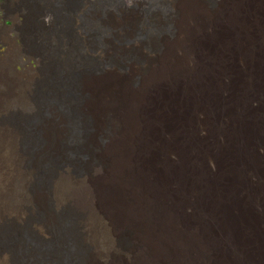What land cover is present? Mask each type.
<instances>
[{"label":"bare ground","instance_id":"obj_1","mask_svg":"<svg viewBox=\"0 0 264 264\" xmlns=\"http://www.w3.org/2000/svg\"><path fill=\"white\" fill-rule=\"evenodd\" d=\"M9 1L0 0L2 114L12 101L32 107L13 71L24 56L51 71L54 98L91 114V48L79 57L74 47L73 0ZM168 2L178 23L140 64L126 63L121 81L98 88L104 130L95 139L83 127L75 133L97 162L78 174L68 162L51 165L50 208L72 211L56 225L53 215L33 223L55 243L44 264H264V0H224L220 9ZM38 5L49 27L33 24ZM13 21L20 45L8 36ZM59 118L58 136H72ZM17 132L0 129V210L34 177ZM51 150L66 158L65 146ZM10 215L23 220L20 209ZM10 262L1 250L0 264Z\"/></svg>","mask_w":264,"mask_h":264},{"label":"rangeland","instance_id":"obj_2","mask_svg":"<svg viewBox=\"0 0 264 264\" xmlns=\"http://www.w3.org/2000/svg\"><path fill=\"white\" fill-rule=\"evenodd\" d=\"M15 1L17 0H10L9 4ZM185 1L198 3L205 9H220L224 3V0H183V3ZM72 4L77 24L76 28L73 27L74 47L80 52L79 57H82L87 45L91 48V55L87 59L88 67L85 69L87 76H92L88 84L91 114L87 112V115L80 116L67 108L64 102L54 98L50 92L53 74L51 71L40 73L39 60L28 56L18 58L13 71L24 76L25 88L28 90L26 99L32 107L24 111L19 102L12 101L8 103L7 113L2 114L5 103L0 101V129L18 131L19 150L24 157V166L34 175L33 180L30 179L25 185L24 192L17 194L0 210V251L10 253V264H44L45 258L53 253L54 241H50L47 234L38 235L32 230L36 221L47 222L53 215V224L56 225L60 223L59 220L68 218L72 211L67 208L54 212L50 208L47 189L53 174L51 165L56 161L68 162L72 171L78 174L97 162L95 156L86 157L89 153L85 154L83 147L77 146L75 133H79L83 127L86 132H95L92 134L95 139L98 136H95L97 129L104 130V107L101 105L98 88L106 78L114 82L121 81L125 76L126 63L140 64L143 52L157 47L161 31L168 34L171 31L170 23H178L172 20L175 10L168 0H125L124 3L122 0H89L88 4H85V0H73ZM35 9L33 24H36V28L37 24H41L39 27H49L52 19L44 8L38 5ZM18 22H24V19L20 18ZM14 24L13 21L8 36L20 45L13 31ZM99 51L105 52L104 61L99 58ZM110 70L114 73L107 75ZM105 74L107 77H104ZM72 96L79 98L75 91ZM61 115L67 122V128L73 133L68 138H60L57 133L63 129L59 118ZM80 123L82 126L79 130ZM42 130L48 131L46 137H43ZM91 142H88L89 146ZM63 146L66 158L58 161L51 148ZM10 208L11 211L20 209L23 217L21 222L12 219Z\"/></svg>","mask_w":264,"mask_h":264}]
</instances>
